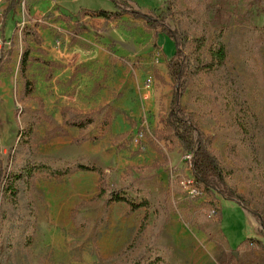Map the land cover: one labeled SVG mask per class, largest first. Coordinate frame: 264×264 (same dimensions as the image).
Listing matches in <instances>:
<instances>
[{"label":"rangeland","instance_id":"374dc122","mask_svg":"<svg viewBox=\"0 0 264 264\" xmlns=\"http://www.w3.org/2000/svg\"><path fill=\"white\" fill-rule=\"evenodd\" d=\"M32 2L22 0L4 25L0 15V52L11 50L13 62L24 49L25 27L33 22ZM57 2L61 14L38 18L54 40L63 33L51 23L63 18V10L115 9L111 0ZM50 3L44 0L41 8ZM131 4L156 16L168 12L166 26L187 31L181 49L193 62L184 77L182 107L210 136L228 187L243 194L249 207L224 193L212 195L203 186L183 184L194 176L185 158L188 153L165 127L176 84L168 65L175 42L161 32L160 49L155 43L161 28L150 29L144 20L127 17L117 21L115 35L138 44L130 46L138 47L139 54L124 48L130 62L121 74L127 83L113 89L124 94L121 105L135 117L136 126L118 120L117 127L104 128L100 108H117L119 98L107 100L114 105L90 106L94 98L90 87L98 72L51 84L43 60L34 61L29 76L37 83L33 98L25 100L19 72L14 67L4 72L15 88V102L5 116L0 113L5 172L0 179V264H240V252L231 249L245 241L249 252L244 262L264 264V252L251 240L264 242V227L254 215L264 212V0H132ZM100 26H86L95 30L99 42ZM219 40L227 49L223 64L210 58L209 50ZM201 59L208 65L200 64ZM39 97L48 118L38 114ZM80 100L85 101L92 123L79 134V129L73 132L63 123L59 111ZM22 106L29 112L22 113ZM29 124H35L33 131ZM62 130L65 134L59 133ZM74 133L86 140L75 143ZM113 133L124 136L115 142ZM140 133L145 149L134 141ZM34 161L56 167L75 162L99 166L107 175V192L99 195L102 182L97 171H78L63 181L36 173L19 178ZM11 178L18 187L16 197L3 190ZM111 189L145 205L130 213L128 203L110 200Z\"/></svg>","mask_w":264,"mask_h":264},{"label":"trees","instance_id":"16d2710c","mask_svg":"<svg viewBox=\"0 0 264 264\" xmlns=\"http://www.w3.org/2000/svg\"><path fill=\"white\" fill-rule=\"evenodd\" d=\"M21 0H8V6L3 12V20L8 16V14L15 10L17 5ZM114 5V10H106V9H85L86 12H92L98 14L106 19H116L120 18L122 15L128 13L136 18H142L146 22V25L150 29H158L161 28V31H158L157 35L161 32L166 33L168 36L174 40L176 45L175 53L169 59V68L170 75L176 82L174 91L171 97L170 109L166 117L165 127L167 130L171 131L174 136L179 141V146L181 149L189 154H192L191 166L193 170V174L195 177V183L197 186H203L205 191L209 192L212 195H215L216 192H221L227 195L228 198L236 199L239 203L244 207H249V202L246 201L245 196L241 193H237L235 189H231L227 184V177L224 170L223 165L219 157L213 152L212 149V140L209 135H207L200 127L198 122L193 119L191 116L187 115L184 111L181 100L187 90V82L184 79L186 70L191 67L193 62L192 58L184 55V50L181 49V45L186 44L188 36L187 31L183 29L172 30L166 26L165 20L168 17V12H162L160 15L156 16L153 13L143 12L140 9H135L132 6L131 0H111ZM252 20V19H251ZM250 20V21H251ZM40 21H35L32 26H27L24 29L22 41L24 45V49L21 55L20 60V75L22 78V100L31 97L34 92V82L29 79V66L30 61L32 59L31 53L34 50L31 42H35V44H41L42 39L36 30L38 25H41ZM210 58L214 61L217 60L218 64H223L224 60L227 58V49L223 41L219 40L217 47L212 50H209ZM11 53H7L6 51H1L0 54V69L3 64L8 60L10 61ZM199 57H195V60H198ZM200 64L207 66L208 63L204 62L202 59ZM68 108H62L61 113L63 116V122L67 126L70 127H79L80 129L87 128L91 123V119L88 114L84 116H80L77 118H69L67 116ZM29 109L25 106L22 107V113H27ZM116 114L125 115L126 119L132 126H136V120L126 111L117 109L115 111ZM40 116L44 115V106L43 103L40 102ZM111 124V113L106 112L103 117V125L104 127H109ZM30 130L33 131L35 129V124H29ZM59 133L65 134V131L62 130ZM52 136H59L56 133L51 134ZM50 135V136H51ZM124 135H114L115 142L119 141L121 137ZM86 140L84 135H80L74 142L79 144L82 141ZM158 140V139H157ZM153 147H157L156 143H153ZM160 152V150L158 149ZM3 159L0 156V179H4V169H3ZM31 163V161H29ZM36 163L32 167H26L24 169L25 172H21L18 177L27 175L36 174H45L50 178H54L58 181H63L67 176L78 172V171H97L101 175V186L102 192L101 195H104L107 191L106 186L108 185L106 182V173L105 171L95 165H88L82 162H75L73 164L65 165L64 167H56L52 163L47 161L43 162H33ZM16 176L15 174L13 175ZM12 179V178H11ZM1 184V183H0ZM223 187L226 192L221 190ZM4 192H10L11 195L15 196L18 194V187L15 185L14 180L9 183L6 188L4 187ZM110 200L112 201H124L128 203L130 206V213L135 212L139 208L143 207L145 203H139L123 193L118 192L116 189H111ZM33 205V204H31ZM254 215L261 220V224L264 227V212H254ZM262 251L264 252V242L260 239L252 238Z\"/></svg>","mask_w":264,"mask_h":264},{"label":"crops","instance_id":"0c3cea01","mask_svg":"<svg viewBox=\"0 0 264 264\" xmlns=\"http://www.w3.org/2000/svg\"><path fill=\"white\" fill-rule=\"evenodd\" d=\"M22 1V0H21ZM20 1V3H21ZM44 0H33L32 3V10H31V17L33 18V22H31V25L35 21H39V16H42L44 14H55V16H58L61 14L59 9L57 8L58 2H64L69 0H49L50 6L46 8H41ZM132 1V0H131ZM20 3L17 5L14 11L10 12L8 16L3 20V16H1V22L2 25L5 24L6 19L9 20L12 14L18 12ZM49 4V3H48ZM8 6V0H0V15H3L4 10ZM86 8H81L77 13H72L69 10H63L64 13L62 14L63 18H59L58 21L51 23L55 27L59 28L62 31V36L60 38H57L54 40V37L52 36L51 30L47 28V26H44L43 24L38 25L36 27V30L38 31L42 42L41 44H35V42H31V45H33L34 50L31 53L32 59L30 61L29 66V72H31V65L34 61H41L43 60L44 66L47 70H50V80L49 82L56 83L59 79L61 80L62 84L75 81L77 78L83 77V79L86 77L85 74H94V73H100L97 76H94V79L92 80L90 92L94 95V98H92V105H90L92 108H96L95 106H104L106 102L108 104L114 105V103H111L107 100H112L114 97H118L119 100H117V108L108 106L107 108H100L101 112L103 111V117L104 114L108 111L111 113V124L108 127H104L106 129L111 130L112 128L117 127V121L118 120H125L128 121L123 114H116L115 111L117 109L124 110L128 112L131 116V112L128 108L124 107L122 104V99L125 97L124 94L121 91L114 90L113 87H118L119 89L124 86V84L127 83L126 80H123L124 72H126L124 66L129 65L130 60L127 59L126 50L127 48H132L131 52L138 53V47H131L130 45H133V43H129V41H125V39H118L115 35V25L117 21H123L127 20V17H133L135 19H142V18H136L128 13L122 15L120 18L116 19H106L98 14L92 13V12H86ZM82 13V14H81ZM144 20V19H142ZM43 23L42 21H40ZM145 22V21H144ZM146 23V22H145ZM102 25V26H100ZM86 26H100L103 29V37L101 41L96 40V32L92 28L89 30ZM147 26V25H146ZM2 27V26H1ZM42 29H39V28ZM148 27V26H147ZM149 28V27H148ZM45 31V33L43 32ZM93 31V32H92ZM158 33H156V46H159L160 49H162L161 45L159 44L158 39ZM23 37V35H22ZM22 40V39H21ZM59 40V43L58 41ZM23 43V41H22ZM135 46H139L138 44H134ZM133 45V46H134ZM122 50H121V48ZM5 51L3 48L1 51ZM163 51V50H162ZM7 53H11L10 61H6L2 68L0 69V82L1 88L3 92H0V113H4L5 111H9L10 107L15 102V88L10 80L9 76L5 75L6 69H11V67L15 68L16 72L18 71L20 74V60H21V54L19 55V59L16 62H13V53L11 50L6 51ZM39 53V54H37ZM1 54V52H0ZM41 54V55H40ZM46 55L44 59H39V57L35 56H43ZM36 64V63H35ZM34 64V65H35ZM16 66V67H15ZM114 69V70H112ZM48 72V71H47ZM76 78H73V77ZM122 76V77H121ZM21 78V75H20ZM15 78H12L14 82ZM29 79L34 82V88H35V79L31 78L29 76ZM22 81V78H21ZM22 85V82H21ZM11 88V91H10ZM17 93V92H16ZM4 94H6V98L4 97ZM153 95V94H152ZM34 92L29 98H33ZM148 100V99H147ZM146 100V101H147ZM151 101V100H150ZM40 102L43 103L44 106V115L43 117L48 118V115H46L45 111V102L43 97H39V106ZM79 102V101H78ZM96 104V105H95ZM147 104V103H146ZM95 105V106H94ZM94 106V107H93ZM23 107V106H22ZM28 108V107H27ZM62 108H68L67 110V116L69 118H77L80 116H84L86 114H89L86 110V103L83 100H80L78 105H64L60 108L59 114H61L62 121L63 116L61 113ZM22 109V108H21ZM29 109V108H28ZM86 109V110H85ZM147 110V109H146ZM29 112V111H28ZM27 112V113H28ZM70 113L74 114V117H70ZM38 114H40V107ZM102 117V120H103ZM134 119L135 117L132 116ZM2 118V117H0ZM136 120V119H135ZM64 123V122H63ZM66 125V124H65ZM104 126V125H103ZM74 129L73 132H77L79 127H71ZM70 132V131H68ZM112 132V131H111ZM77 133H74L75 137ZM121 133H117L113 135H118ZM81 144V143H80ZM224 234V233H223ZM225 238L226 235L224 234ZM229 246V245H228ZM246 241L242 242L236 249H231L232 251H239L240 252V264H246L245 257H247V254L249 250L246 248ZM237 251V252H238ZM237 255V253H235Z\"/></svg>","mask_w":264,"mask_h":264},{"label":"built area","instance_id":"2783aa9c","mask_svg":"<svg viewBox=\"0 0 264 264\" xmlns=\"http://www.w3.org/2000/svg\"><path fill=\"white\" fill-rule=\"evenodd\" d=\"M143 139H144V134L143 133H140V134H137V136L135 137L134 141L137 143V145L139 146L140 149H145V147L143 146ZM187 160L190 161L191 163V160H192V154H189L186 155L185 157ZM186 183V184H189V185H193V184H196L195 183V177L192 175V176H189L188 178H186L184 181H183V184ZM213 212L216 213L215 210H213Z\"/></svg>","mask_w":264,"mask_h":264}]
</instances>
